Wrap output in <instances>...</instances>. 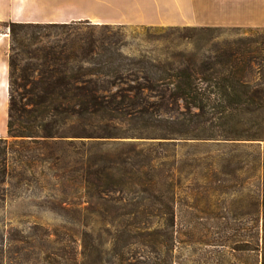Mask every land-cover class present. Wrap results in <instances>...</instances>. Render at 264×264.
I'll list each match as a JSON object with an SVG mask.
<instances>
[{
    "label": "rangeland",
    "instance_id": "1",
    "mask_svg": "<svg viewBox=\"0 0 264 264\" xmlns=\"http://www.w3.org/2000/svg\"><path fill=\"white\" fill-rule=\"evenodd\" d=\"M0 2L3 15L23 13L16 10L15 4ZM75 28H79L77 33L92 37L102 47L94 57L123 56L175 64L191 60L199 64L212 60L221 48L240 46L250 53H246V64L238 72L239 77L251 87L255 84L263 87L264 28L137 23ZM0 30L8 34L6 26L0 25ZM119 74L129 73L120 70ZM107 79L106 75H99L101 84L107 85ZM236 94L232 93L223 102L224 117L214 138L120 137L103 145L102 151L113 157L120 149L132 145L138 150L159 140L173 141L154 151L152 169L137 170L129 159L121 167L117 165L106 181L109 201L118 200L126 206L168 208L173 219L163 246L156 247L153 236H145L149 241L125 250L127 259L123 264H155L157 256L165 264H261L264 141L263 137L246 139L244 130L253 115L248 113L243 95ZM3 113L0 111V115ZM0 138L12 142L6 131ZM2 147L0 143V264H42L39 255L57 246L53 233L57 232L61 238L68 227L79 251L81 240L86 237L93 244L103 242L99 247L104 256L110 236L103 228L112 231L113 227L108 217L102 222L100 216L86 211L87 198L84 184L78 181V171L71 166L58 168L55 176L43 165H26L13 153L4 154ZM84 148L66 147L68 159H79ZM131 218L121 217L117 222L126 224L133 221ZM161 221L147 216L139 222L140 226L152 228ZM44 232H49L46 238L42 237Z\"/></svg>",
    "mask_w": 264,
    "mask_h": 264
},
{
    "label": "trees",
    "instance_id": "2",
    "mask_svg": "<svg viewBox=\"0 0 264 264\" xmlns=\"http://www.w3.org/2000/svg\"><path fill=\"white\" fill-rule=\"evenodd\" d=\"M0 25L7 27L9 36L6 133L12 138L10 143L0 138L3 153H13L26 165H43L55 176L58 168H74L84 184L86 211L100 216L102 222L108 217L113 227L112 231L103 228L110 236L104 256L99 247L102 241L93 244L83 237L79 251L71 228L61 238L53 233L57 246L39 255L42 264H123L125 250L149 241L145 236L152 235L156 247L167 241L173 224L168 208L109 201L106 181L117 165L121 167L129 159L137 170L152 169L154 151L173 141L159 140L138 150L132 145L113 157L102 151L106 141L120 137L214 138L224 117L223 102L235 92L243 95L247 111L253 115L244 130L246 139L263 137L264 141V65L263 87L243 81L238 72L250 51L240 46L221 48L212 60L199 64L191 60L150 62L123 56L94 57L102 47L92 37L77 33L75 27L107 24L72 20L6 21ZM120 70L129 74L122 76ZM99 75L108 77L107 85L99 82ZM77 145L85 147L83 154L70 161L66 147ZM147 216L162 221L152 228L140 226L139 221ZM121 217L133 221L119 224ZM48 234L44 232L42 237ZM157 258L155 264H165L163 258Z\"/></svg>",
    "mask_w": 264,
    "mask_h": 264
},
{
    "label": "crops",
    "instance_id": "3",
    "mask_svg": "<svg viewBox=\"0 0 264 264\" xmlns=\"http://www.w3.org/2000/svg\"><path fill=\"white\" fill-rule=\"evenodd\" d=\"M2 1L15 4L16 10L23 11L25 16H21L23 13L19 12L14 16H6L0 12V23L88 20L96 24L264 28V0ZM152 9H155L154 12L149 13ZM7 50L8 34L0 30V111H4L0 115V136L6 131L7 123Z\"/></svg>",
    "mask_w": 264,
    "mask_h": 264
}]
</instances>
